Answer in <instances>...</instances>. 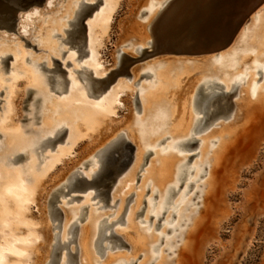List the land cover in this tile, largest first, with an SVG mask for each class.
<instances>
[{
	"label": "rangeland",
	"instance_id": "1",
	"mask_svg": "<svg viewBox=\"0 0 264 264\" xmlns=\"http://www.w3.org/2000/svg\"><path fill=\"white\" fill-rule=\"evenodd\" d=\"M69 1L70 0H53V2L50 5H48L46 1L42 6H33L28 10L21 12V18H22L26 14H30V13L33 14L34 11H38L37 14H34L33 21L28 24L30 28H28L27 34L22 33L21 24H23V22L21 19L17 24V31L16 30L9 31L5 28H0V50L2 49V47H4V49H2L6 53V56L4 55L5 53L3 54L4 59L5 57H7V55H10V58H8L9 66L5 67V65L1 63V59H0V80H1L0 82L2 87V88L0 87L1 88L0 117L4 114L5 109L7 108V104H8L7 102L9 100L8 90L12 82L11 78L16 74L17 77L16 79L19 80L18 88L20 87L19 90L22 88L21 89L22 91L20 90L21 92L18 93L17 100L15 102L17 107L16 109L17 113L15 114V116H13V119L11 120H14V122H18L17 124L20 125L19 126L20 131H23L22 133L26 135H30V137H35L36 134L32 131L26 132V129L28 127H31L34 130H40L43 127V124L45 122L44 120L46 119L47 114L51 115V116L48 115L50 116L49 120L53 121V123H56V119L58 118L59 116L58 113L60 111L59 109L60 106H58L59 103L61 102L63 103L64 101H66L64 103L65 106H67V108L74 107L73 108L74 110V109H79L80 107H89V106L90 108L91 107L95 108V105L97 103L103 101V103L100 104L101 107L99 108H103V107L105 108V104L109 103L106 96L108 94L114 93V91L118 88V86L121 87L122 84V91H121L122 98L120 101L123 105L121 106L118 105V108L115 109L117 113L114 110L113 111L115 113L113 111H108V112L106 111L107 114L110 115L108 117H111V119H109V121L107 122L110 125H119V126L121 125V126L120 128H118L119 130L116 129L117 127L115 126H110L107 129H105L104 132H101L94 138L90 136L89 138L93 140L92 143H89V141H87L86 138H84L83 140L85 142L78 144V146L75 149V152H73L72 155H68L69 153L68 152L66 156L69 157L65 156L64 158L66 159H63L62 161L59 162L62 165L58 167L57 170L48 177L47 179L48 182L46 183L44 189L41 192V194L42 195L44 194L45 197H48V195L50 196L49 192H51L52 189L55 188V186L59 187L62 184H64L67 177L74 170L79 169L81 171L86 172L87 174H91V171L95 170L96 167L88 163L91 160L98 159V155H97L98 150H100L112 139H115L117 135L120 132H122V130L127 133L133 145L135 146V149H137L136 144L132 140L133 137L130 136L131 135L130 131L132 130V127L134 130L138 129L137 127H134V125L136 126L138 119L143 118L144 116H146V114H148V112L145 111V103L143 99L145 95V90L147 92L149 87H152L155 85V83H157L155 81L157 80L156 77L157 67L167 64L166 63L167 60L168 61L170 60V62L172 60L171 67L175 66V68L184 65L186 66V64L188 66L201 64L203 67L204 62L202 61L204 60L205 63H208L205 66L206 68H209V71L212 69L211 66L214 68H218V72H217L219 74L217 75L218 77L216 75L213 76V74H210L211 72L209 71L208 74L207 71H203L202 73L192 77L193 78L192 81L194 80L196 81L198 80V78H200L201 80L200 81L198 80L194 83L190 81V86L186 88V92H188L187 97L190 96L189 99L191 98V95H193L192 97H194L195 95L194 92L197 91L196 88H198V86L201 84V82L204 79H213L215 76H216L214 78L215 80L222 82L225 85L229 84L230 82L233 84L234 81V86L235 87L237 86V88L232 87V89L229 90L230 94L226 96H219L217 97V99L216 98L214 99L216 102L213 100L209 104L207 111L208 110L213 111L218 106H219L218 109L219 108L221 109L225 103L227 104L228 107L224 111H221L222 113H220L218 117H213L210 120H208L206 125L203 127V130L195 134V137L199 138L200 142L194 144L190 148V151H187L183 146H180L177 149L178 153L176 154H178L177 158L179 159H182L185 156L194 155L191 159L192 161L187 166L188 175L185 179V184L190 179H194L196 176L200 177V175L202 174V177L197 181V183L193 184L192 186L193 189L191 193H189L188 195L190 198V203H189L190 206L184 209L183 212V217L185 218L184 222H183L184 218L180 219L181 221L180 220L178 221V216L173 218V220L171 221L173 217V212H175V214L177 213L176 215H178L181 209L180 206L182 204L181 202L183 201H181L178 204L179 207L177 206L174 207L181 195L182 192L181 189L179 192L176 193V195H174V197L172 198V202L168 204L169 208L167 209V213L165 214L164 217V219L166 220L165 221L164 219L162 220L161 225L159 226L160 228L156 227L157 218L156 217L152 218L153 213L149 211L150 208L152 207L151 202H153L154 205H156V203L159 201L158 199L159 196L157 198L155 197V191L153 190V185L149 187L147 183V185L144 186L145 187L143 191L144 197L142 202L138 206L135 205V203L133 204L134 199L131 200L132 199L131 198L129 200L127 197L124 206L120 207L119 205L120 195L125 193L127 196L129 193L131 194L132 192L137 193L138 192L137 190H139V186L143 184L141 179L143 180L142 177H144L147 171V170L145 172L141 171L139 174H137L135 179L131 182L132 185L130 186V188L127 191H125L127 187H123L125 180L124 178L125 176L128 175L129 170L132 168L135 162L133 161V163H131V165H129L119 175H117L115 181H113L109 185L108 190L111 191L113 198L111 197L110 199H108L107 204L102 209H99V206L103 205L104 201H100L99 204L96 203L99 200V197L94 199H89L90 198L89 196H91V192H96L95 185L84 182L85 185L83 186L82 189L73 191L70 194L74 196H82L81 199L68 201V199L71 196L60 195L58 199L52 200L49 203L52 204L53 202L56 201L57 205L61 208V214L59 213L58 217L55 219L50 217V215L48 214V209H49V205L47 201L48 198H45L43 196L42 197L44 198V200L43 199L33 200L34 202L32 201V203H34V206L30 208L31 214H35L37 215V217L41 219L43 218L41 222L29 224L27 227L23 225L26 223L17 224L18 222H16L15 223L16 225L12 224L11 226L10 224L9 227L5 228L4 222L7 220L5 218L2 219L4 215H2L0 212V241L2 240L5 241L6 238L12 241V242L10 241V243L7 242V245H1L0 243V248H4L5 250H8L10 248L8 244L12 243V245L16 244L15 246L17 247H15V249L19 251L18 249L20 248L21 245H23L24 238L17 232L21 230H28L29 226H34L38 230L44 231L42 237L43 241L40 243L50 251V254L47 257V259L44 260V264H46L51 259L53 244L56 243V233L59 234V239L62 242L65 241L69 242L70 238L73 237V235L69 231L68 233H65L63 235L62 227L66 220V214L69 208H76V211H78L77 217L80 218L77 221L79 227L75 234V241H72L69 244V246H61L58 249V254L56 256L58 264H61L62 255L65 253L67 254V252L70 249L72 250L73 253H76V255L75 256L68 255L67 257L68 258L70 257V260H72L74 264L84 263L82 258L81 245H80V230L85 225V223H88L90 221L91 218H95V216L98 215L102 216L104 214H105L104 216L102 217L100 216V219L106 217L105 223H115L112 225L111 228L108 229L107 232L110 234L111 231H115L116 233L121 235L122 240L116 238L115 236L110 237L109 239H105L103 241L104 245H108L110 243L116 245L112 246L113 248L109 247L105 249L103 253H99L96 247L92 245V248L94 247L93 248L94 250L91 251L94 254L92 256L90 255L91 259L93 258L92 264H95L96 262L97 264H139L141 263V261H144L145 259H147L145 260V262H147L146 264H164L161 260L162 256L165 257L166 259L165 261H167L168 263L171 260H174L176 262L177 260L176 255L180 253H181L180 255L182 256V260L180 261V264H264V107L258 108L255 107V105H253L252 108L250 109V112H248V114H247L248 110L246 108L241 109L240 111L236 110L237 105H239L240 103L242 104L253 103L252 101L255 99L254 97L255 93H253L254 90L255 92L256 91L259 92L257 88H259L260 85L264 82V28H262L264 27V0H262L255 7V9L251 11L248 17L240 25V28L235 35L236 43L234 42L232 45L228 47H223L220 49L210 50L206 52L202 51V52H194V53L191 52L190 53L188 52L159 53L154 55H149L147 52H145L146 54L144 53V55H141L139 51H136L134 46L139 45L142 42V40H140L141 38L138 35V33L137 34L134 32L130 33L129 29L133 27L135 28L138 27L137 29L135 28L134 29L144 31L148 39L144 48H148L147 51H152V48L150 47L149 44V41L153 39V34L151 32V25L155 22V19L158 16L159 5L166 0H117L118 4L117 2L116 4H112L113 5L112 12L114 11V14L108 35L107 32L103 31L105 30V28L102 29L97 26V25H101L103 21L102 20L103 16L101 17V15H104L103 11L106 10V7L104 8L105 10H103L102 12L100 10L103 6H106L104 5L106 4L105 3L106 0H86L87 3H98L97 6L91 8L90 12L83 17L88 25L87 26L88 38L86 39V37H84L86 34L85 33L83 34V39L86 42L88 40L91 41V45L89 44L88 46L86 44L84 49L89 50V52L83 55L81 59L77 61L75 60L70 61L71 64L67 65L66 60H68L67 58L70 53L74 52L76 56L79 55L77 49L70 48L69 43L62 42V38L68 37V32L65 29L70 27L68 21L72 17H74L75 13L73 12L75 11L74 9H76L75 3L78 2V0H72V3L69 7L70 10H67L65 9L66 8L65 6ZM200 1L201 0H186V1L182 0L176 9L178 15H180L179 21L177 23L183 24L185 18L188 19V22L190 21L191 23H193L192 21L197 20L198 17L200 18L201 16L200 14L193 16V13H191L192 8L196 6L194 4H198V2ZM190 4L194 6L192 5L190 6ZM152 8L156 9L154 13L151 12V10H153ZM99 15L101 19L98 18ZM183 16H185V18L183 21H181ZM89 21H91L92 23L89 24ZM57 24L59 25L57 26ZM92 25H95V27L92 28L93 32H90V27ZM191 25L192 27L193 26L195 27V25L193 24ZM55 33H58L61 36H58ZM259 33L261 35H259ZM22 35L33 45H36L37 49L30 45H27L26 41L22 38ZM124 35L127 36V38ZM178 35H180L181 38L186 39L184 37L185 35H191V26H187L184 24L183 27H181V29L179 30ZM246 35H250V36L247 37ZM237 36L240 37L237 38ZM7 45L9 48L7 47ZM20 47H22V52H24L26 59L24 58V60L22 61L23 64L21 63L20 69H17V71H15L14 70L15 54H17L18 56L20 55V50H21ZM91 47L93 49L95 48V50L98 51L99 54L96 52L94 53L95 55H91L90 53L92 52ZM12 48L14 49L15 52L13 51ZM120 51L124 52L126 55L122 58V62L123 61L128 62V67H127L128 73L124 72L121 73L120 75L119 74L116 75L115 77H114V73H112L107 77L106 80H104V82L108 80H110L111 82L104 87H101L100 82L93 80L90 76L88 79L85 80V82L87 81L93 82L95 88L98 90L99 93L97 96H92V97L89 96V94L87 93V89L83 87L84 86L83 81H81L80 79H76V82L82 87L77 89L72 87V83L74 81L70 73L74 75V77L78 75V72H76L73 69L75 68L81 69L80 67L81 65H87L93 71H95V69L93 68H97V66H101L105 70H107V72L109 71L108 73H110L114 69L117 72L118 66L116 65V63L119 62L117 56ZM52 56L55 57L56 59H59L63 63L65 69L68 71V73L60 72V77L71 79V81L67 82L66 86L59 85L58 88L61 90V92H56L55 90L51 89V83L47 82L49 72L47 70H41L39 67H37V64L45 63V61L49 59L50 62L52 61L50 63L51 65H48L46 63L45 64L46 67L53 68L56 65H58L52 60L51 58ZM127 56L134 58V60H130L129 58H127ZM231 56L232 57L236 56L235 58L233 57L235 60H232L233 58ZM222 60L224 62L228 60V62H225V67H226L225 69L223 68L224 66L222 68L218 67V63L221 62ZM229 60H231L232 67L230 66ZM182 62H184L183 65H181ZM148 70L152 71L154 75L142 77L143 76L142 74ZM251 71H253V73ZM172 72L173 71H171V75L173 74ZM193 72L190 73L189 75L193 74ZM249 72H251L252 74ZM234 75L235 77H233ZM96 76L102 78V76H99L97 74ZM228 76H231V78L234 80L232 81L231 79L229 80ZM26 80L30 81V83L27 82ZM250 81L252 82V84ZM250 84L251 86H249ZM28 86L34 89L35 92L32 95L33 98L29 102L25 103L24 100L29 95V91L26 90V87ZM123 88L125 90H123ZM40 89H42L43 92H46L48 96L41 97L39 102L36 105H33L34 99L36 96L39 95L38 91ZM214 89H216L215 91H220V92L228 91L225 89V87L221 88L220 86L219 87L216 86ZM139 91L141 94V100L139 98L140 102L136 104L134 103L133 99L136 97L137 94L140 97ZM49 95L51 97H49ZM204 96L203 98H206L207 95L205 97ZM48 101L49 103H51L49 106H48L49 103H47ZM26 104H28L29 108L24 107ZM46 105L48 107V110H46L47 109ZM77 105H79V107H77ZM33 107H37L36 117L30 120H24L25 116L27 117L33 116V111L30 110ZM49 107H51L52 110L54 109L53 107H55L56 110L51 111ZM193 107H194L193 104L192 106L190 105L189 107V109L192 108L189 110L192 116V123L190 125L191 128L189 126L190 129L189 133L187 134L185 132L184 134L187 135L184 136L183 138H189L193 136V130L196 127L195 119L197 117L203 116V113L197 112ZM50 111L53 114H51ZM111 113H114V115H111ZM130 121L133 123H131ZM234 122H241V124L243 123V126L236 139L227 147L225 153L223 154L222 158L217 164L215 169L214 184L211 190L206 195L207 198H205L206 200L205 201L203 200L204 186L202 185V183L206 179V176L209 172V168L211 165L209 159L211 158L212 150L217 146V144L221 140V137L219 136V132L221 131V129L226 124H230ZM71 126L72 125L68 123L63 124L62 128L63 129L67 128L65 134L62 136V138H60L57 142H55L54 145L47 146L41 155L36 154L35 152L34 153L25 152L24 153L25 156H23L16 163L10 160L14 158L16 155H18V152L20 151L11 152L8 150L9 152H7L8 149L7 141H6L7 139H5L4 133L0 131V133L2 134V137H0V142H2L1 150L2 151L6 150L3 152L0 150L1 152L0 176L3 177V179L0 180V189L6 187L9 183L18 184L20 182V181L14 182L12 180L13 179L12 176L13 175L16 176L17 174L16 171H18V173L21 175V179L28 188L31 182L30 179L31 176L28 175L29 174L28 172H30L29 165L32 160L31 157L32 156L34 157L35 168L37 172L38 171L40 172V170H42V167H44L47 164L48 160L50 159L49 155L56 153L59 148H63L64 146L67 145V141L68 142L70 141L69 134H70ZM184 131L188 132V130H184ZM173 133L174 132L165 131L160 135L154 136L153 137L154 139L152 138L153 139L152 141H154L155 143H152V147L155 146V148L156 149L158 148V150L159 149L161 150V148H165L166 145H169L170 142H173L172 138H168L164 143H162L159 146H157V142L163 139L164 137L174 135ZM105 137H107V139L109 140L106 139L107 140L106 143L102 142L103 145L101 146L100 144L101 147L97 145L95 146L97 147L95 150L94 149L90 151L87 150L92 146V144L95 145L97 142H99ZM204 138L208 141H211L209 142L210 146L208 145V149L209 148L211 149L208 150L205 157L202 156V150H203L202 144L204 143L205 140ZM3 140H5L6 143H3L5 142ZM88 143L89 145H87ZM3 144L4 145L6 144V146L3 147ZM144 149H143V153H145ZM165 150L168 151L169 149L166 147ZM209 154L210 157L207 156ZM46 155H48V157H46ZM154 156L156 155H153L151 159H153ZM201 157H203V161H201L202 160ZM148 158L149 156L147 157V159ZM143 159H144V155L142 157L141 162L143 161ZM192 166H195L194 170H192L193 169ZM198 169L201 171V174L200 173L196 174ZM192 171H194V173L190 174V172ZM174 172H175L174 174L175 176H173L172 178L173 184L176 183L175 181L176 179H174V177H176V169L174 170ZM57 180H61L59 181L60 183L57 182ZM7 181H11V182H7ZM197 184H201V187L199 189L196 198L192 200L191 194H193V191H195ZM166 187L167 186H162V188H166ZM149 188L151 189L150 192H148ZM86 196L88 197V199ZM150 197H153V200L147 204L146 201H149ZM86 199L88 200V202L86 201ZM117 199L119 200L116 202ZM110 204H112L113 206L111 207ZM132 204L135 205L134 209L136 211V215H135L136 226L139 227L140 229L144 228L143 230L149 234L148 235L146 233V237H147L146 239L148 240L146 241L147 243L145 247L148 248H145L144 252H140L138 254H135L133 252L131 244L127 240V237L130 235V233L132 234L131 227L127 228L129 227V225H127L128 211H129V207ZM84 205H86L85 208L82 207ZM157 206L158 205H156L155 207ZM199 210L200 211L202 210L201 211L202 218L199 221V223L196 225V227L193 229L192 235L190 234L191 239L189 242V246L182 251L183 247H180V245L182 244L183 236L190 225V221L193 219L194 215ZM186 217H189L190 220H187ZM44 220H46L47 222L46 221L44 222ZM73 221H75L74 218ZM73 221H70L69 225H72ZM177 222H179L178 225L176 226L177 230L169 231L168 228L170 226H174ZM59 223H60V227L55 228L54 226L58 225ZM13 227H17L18 231L14 232L13 230L15 228ZM128 229L129 231H127ZM160 233H164L165 236L162 237ZM91 238H94V236H91ZM167 240H170L172 242L171 243L167 242ZM17 241H21V242L17 243ZM152 241H155L157 245L156 248L152 249V245L150 244ZM117 244H120V246H118ZM145 251H147V254L145 253ZM148 251H152V253L149 252L150 253L149 254ZM27 255L32 257L29 263L33 264L36 260L35 254L33 252H29ZM145 255L147 256L145 257ZM156 256L157 258L155 259ZM109 257H112L111 261ZM5 258L7 259V261H10L12 258H17V256H13L11 255L10 251L9 252L6 251ZM174 261L173 263L175 264Z\"/></svg>",
	"mask_w": 264,
	"mask_h": 264
},
{
	"label": "bare ground",
	"instance_id": "2",
	"mask_svg": "<svg viewBox=\"0 0 264 264\" xmlns=\"http://www.w3.org/2000/svg\"><path fill=\"white\" fill-rule=\"evenodd\" d=\"M46 1H47L48 5H50L53 2V0H46ZM181 1L182 0H166L159 5L158 16L156 17L155 22L151 25V32L153 34V39L151 41H149V44H150V47L152 48V51H147L148 48H144V46L146 45V43L148 41L147 35L145 34L144 31L135 30L138 27H136V28L133 27V28L129 29L130 33L131 32H134L136 34L138 33V35L141 38V39L140 38L139 39L142 40V42L139 45L134 46L136 51H139L141 53V55H144L145 52H147L149 55H154V54H159V53H187V52L188 53H190V52L194 53V52L210 51L209 50V44H212V43L217 44V43L225 40L231 34L230 29H232V27L236 24V22H238L240 20V15H241V13H243L244 9L247 8L248 6H250L251 4H253L256 0H201L200 2H198V4H194L196 6L190 4V6L191 5L194 6L191 10V13H193V16L200 14L201 15L200 18L198 17L197 20H194V21H192L193 23H191L190 21L188 22V19H186L185 16H183V18L181 19V21H183L185 18L183 24L177 23L179 21L180 15H178V12L176 9H177V7ZM116 2L118 4L117 0H109V1L106 0V2H105L106 4H104L106 6H103L100 10L102 12L103 10H105L104 8L106 7V10L103 11L104 15H101V17L103 16L102 17L103 21H102L101 25H97V26L99 28H102V29L105 28V30H103V31L107 32V35H108V32L110 31V26H111L113 14H114V11L112 12V6H113L112 4H116ZM71 3H72V0H70L66 4L65 9L70 10L69 7H70ZM86 3H87L86 0H78V2L75 3L76 9H74L75 11L73 12V13H75V15H74V17H72L68 21V23L70 24V27L65 29L68 32V37L62 38V42L63 43H69L70 48H75L79 52V55L78 56L75 55V57H73V58H70V56H68V58H67L68 60H66V62L73 61V60L77 61V60L81 59V57H83V55L86 54L85 49L83 48V50H82L81 43H80V40L82 38L80 35V28H81L80 27V19L82 18V16L84 14H86V11L89 9L86 6ZM155 10L156 9H153V10H151V12L154 13ZM37 12L38 11H34L33 14L32 13L26 14L22 18L20 16L19 20L21 19L23 22V24H21L23 34H27L28 28H30V26H28V24L33 21L34 14H37ZM99 14H101V13H99ZM101 17L99 15L98 18L101 19ZM19 20H18V22H19ZM184 24L187 26H191V35H185L184 37L186 39H183V38H181L180 35H178L179 30L181 29V27H183ZM191 24L195 25V27L194 26L192 27ZM58 25L59 24H57V26ZM93 27H95V25H92L90 27V32H93V29H92ZM2 28H5L9 31H15V30L17 31L16 27H15V29H9L6 27H2ZM262 28H264V27H262ZM106 30H108V31H106ZM55 34L58 36H61L58 33H55ZM255 34H257V33H255ZM259 35H261V34L259 33ZM246 36L249 37L250 35H246ZM23 37L24 36L22 35V38ZM125 37L127 38V36H125ZM234 37H233L234 40L232 39L233 41L231 40L232 42L230 41L231 43L229 42L230 44L228 43L229 45L227 44L224 47H228V46L232 45L236 41V37L235 38ZM238 37H240V36H237V38ZM87 38H88V35H87ZM123 39H125V38H123ZM89 44L91 45V41L88 40L87 45L89 46ZM7 47H8V45H7ZM20 48H21L20 55L18 56L17 54H15V64H14L15 65V68H14L15 71H17V69H20L22 61L24 60V58L26 59L24 52H22V47H20ZM2 49H4V47H2ZM2 49L0 50V59H1V63H3V65H4V55L6 56V53ZM144 49H146V50H144ZM196 49H198V50H196ZM91 50H92V52H90L91 55H93L96 52L98 53V51H96L95 48L94 49L92 48ZM13 51H14V49H13ZM124 56H126V55L122 51H120L118 56H117V58L119 59V62L116 63V65L118 66L117 72L114 69L110 73H108L109 71L107 72V70H105L103 67L97 66V68H93V69H95V71H93V74H95V76H96V74L99 76H102V77L105 76L107 79V77L109 75H111L112 73H114V77L116 75H118V74L120 75L121 73H124V72L128 73V70H127L128 62L127 61L122 62V58ZM51 58L54 61L55 57L52 56ZM127 58H129L130 60H134V58L129 57V56H127ZM234 58L232 60H235ZM29 59H30V57H29ZM223 60L218 63V67L222 68L224 66L223 68L225 69L226 68L225 62H228V60H226L225 62ZM46 61H45V63L37 64V67H39L41 70H47L49 72L47 82L51 83V89L55 90L53 88H58L59 85H61L60 81L62 78L60 77V71H59L57 65L53 68L48 67L47 69H45L44 65L46 63L48 65H51L50 63L52 62V61L50 62V59L46 60ZM243 61H241V62H243ZM202 62H204V64ZM202 62L201 63L204 65L203 67L201 64H195L193 66H191V65L188 66L186 64V66L184 65V66H180V67L175 68V66L171 67L172 60H171V62H170V60L169 61L167 60V62H166L167 64L163 65L161 68L156 70L157 71L156 77L158 79V82L155 80L157 83H155L154 86L149 87L147 92L145 90V95L143 97L144 103H145V111L148 112V114H146V116H149V115L154 116L158 112L160 114L161 110L163 112H165L164 114H166V110H167L168 118H169V124L167 122H165V123H167L166 125H169L168 131L174 132L173 133L174 135L170 136L172 138L173 142H170V144L168 146H166L169 149L168 151L167 150L162 151L160 149L158 150V148L156 149L154 146V150L156 149V154H155L156 156H154V158L151 159V163L148 166V169H147L144 177H142L143 180L141 179L143 184L139 186L140 191L137 190L138 192L136 193V196H135L134 201H133V204L135 203V205H137V206L142 202L143 197H144V193H143L144 188H145L144 186H146L147 183H149L151 181L152 185H153V190L155 191V194L158 193V195H159V198H158L159 201L157 202L158 204L156 203V205H158V206L155 207L156 205H154V203L151 202L153 200V197H150L149 201H147V204L149 202L152 203V207L150 206L151 208L149 211L153 213L152 218L153 217L157 218L156 227H159L161 225V222L164 219L165 214L167 213V209L169 208L168 204L170 203L168 200H169L170 196L174 192H176V193L179 192L180 189L182 192H181V195L178 199V202L175 204L174 207H176V206L179 207L178 204L181 201H183V202H181L182 203L180 206L181 209H180L178 215H176L177 213L175 214V212H173V217H172L171 221L173 220V218H175L177 216H178V221L180 219L184 218L183 217L184 209L190 206V204H189L190 198L188 195H189V193H191V191L193 189L192 188L193 184H196L197 181L202 177L201 171L198 169L196 174L200 173L201 174L200 177L196 176L194 179H190L185 184V179L188 175L187 166L192 161L191 159L194 155H189V156H185V157L182 156L184 158L179 159V158H177L178 154H176V153H178L177 149L180 146H183V147H185V149L187 151H190V148L194 144H196L195 143L196 137L192 138V136H191L189 138H183L184 136H186L189 133V130H190L189 126L192 123V116H191L190 111H189L190 109H192V108L189 109L190 105L192 106V104H193V106H194L193 108L197 112L203 113V116L197 117L195 119V126L196 127L194 128V130L203 129V127L206 125L208 120L213 118L216 115V113H221V111H219L220 108L218 109L219 104L217 105L218 106L217 108L214 107L215 110H213V111L208 110L207 111L209 104L215 98L217 99V97L223 96V95H220L222 93V91L219 92V91H215L216 89H214L215 88V85H214L215 79L214 78L217 75H219L217 73L218 68H214L211 66L212 69L210 68L211 70L209 71V68H206V66H205L208 63H205V60ZM229 62H230V66H231L232 65L231 60H229ZM183 63L184 62H182L181 65H183ZM186 63H187V61H186ZM195 63H197V62H195ZM226 64H228V63H226ZM85 66H87V65H85ZM230 66H229V69H230ZM80 67L82 69V65ZM200 67H202V68H200ZM75 69H73V70H75ZM171 71H173L172 75H171ZM203 71H207V74L209 71V72H211L210 74H213V76L216 75L213 79H204L201 82V83H203L204 81H207L206 89L204 88L205 89L204 90L205 96L206 95L207 96H206V98H202L201 94L200 93L198 94V90L200 87V85H199L198 88L194 87L197 89V91L194 92L195 93L194 97H192L193 95H191V98L189 99L190 96L187 97L188 92H186V88H188V86H190V81L193 83L198 81V80L200 81L201 80L200 78H198V80H196V81L195 80L192 81V79H193L192 77L202 73ZM146 72H149V70ZM192 72H193V74L189 75ZM221 72H222V70H221ZM251 72L253 73V71H251ZM251 72H249V73H251ZM143 74H145V73H143ZM231 74H232V72H231ZM231 74H229V75H231ZM70 75H71V77H73V81H74L73 83L71 82L72 87L75 89L81 88L82 86L76 82V79H80L82 81V77H83L82 75L83 74L78 72V75H76L75 77L71 73H70ZM29 76H27V77H29ZM204 76H205V74H204ZM223 77H224V75H223ZM233 77H235V75ZM249 77H248V79H249ZM16 78H17L16 74L14 76H12V78H11L12 82H11V84L9 86V90H8L9 100L7 102L8 103L7 108L5 109L4 114L0 117V131L4 133L5 139H7L6 140L7 141V147H8L7 152H9V151H11V152L20 151V152H18V154L19 153H25V152H30V153L35 152L36 154H38L37 151L34 150L35 149L34 147H38V148L40 147L39 148V150H40L43 147L46 148L47 146H50L51 145V143L49 142L50 138L55 140V142H57L61 138V135L63 133V128H62L63 124L68 123V124L72 125L71 129L69 128L70 129V134H69L70 135V138H69L70 144L67 141L66 146H64L63 148H59L56 153L49 155L50 159L48 160L47 164L44 167H42V170H40V172L39 171L37 172V170L35 168L34 157L33 156L31 157L32 160H31L30 165H29V169H30L29 171L30 172H28L29 173L28 175L31 176V178H30L31 182H30L29 187H28V192L29 193L34 192V194L31 195V203L25 205V207L27 208V211L22 213V222L17 223V224L26 223L27 225H29V224L41 222V220L43 219V218L41 219V218L37 217V215H35V214H31L30 208L34 206V203H32L33 200H39V199L44 200L43 197H45V195L44 194L42 195L41 192L44 189V186L46 185V183L48 182L47 180H44V174L48 173V172L51 173L50 171L56 167L57 163H59L60 161L63 160V158L67 155L68 152H69L68 155H72V153L75 152V149L78 146L79 142H81L84 138L88 139L89 143H92L93 140L91 138H89L90 136L94 138L95 136H97L101 132H104V130L110 126H115V127H117L116 129L120 128L121 125L120 126L119 125H110L107 122V121H109V119H111V117H108L110 115H108L107 112L114 110L117 113V111L115 109L118 108V105H120V106L123 105L120 101L122 98L121 97L122 96L121 95L122 84H121V87L118 86V88L114 91V93L108 94L106 96L109 103L105 104V108L103 107V108L97 109V107H95V108L91 107L90 108V106H89V107H80L79 109L73 110L74 107L73 108L72 107L67 108V106H65L64 103L66 101H64L63 103L61 102L59 104L57 103L58 106H60L59 107L60 111L58 113L59 116L56 119V123H53V121L49 120L51 115L47 114L48 111H47V113L45 112L47 115H46V119L44 120L45 122L43 124V127L40 129V132H36L37 135H35V137H30V135H26V134L22 133L23 131H20V129H19L20 125L17 124L18 122H14V120H11V119H13V116H15V114L17 113V111H16L17 107H16L15 102L17 100L18 93H20L22 91L21 90L22 88L20 89L21 91L19 90L20 87L18 88L19 80H17ZM225 78H227V77H225ZM228 79L229 80L231 79V81L234 80L231 78V76H228ZM28 80H30V79H28ZM252 80H253V78H252ZM27 82L30 83V81H27ZM83 83H84L83 87H85L87 89V93L89 94V96H91L90 93L93 92L95 85L91 81L85 82V80H84ZM230 83L225 85V89L228 90L227 92H230L229 90H231L232 87L237 88V86L236 87L234 86V81H233V84L232 83L230 84ZM251 84H252V82H251ZM251 84L249 86H251ZM0 87H1V82H0ZM217 87H219V86H217ZM192 89H193V87H192ZM257 89L259 90V92L258 91L255 92V94H254L255 99L252 101L253 103H249V104L240 103L239 105H237L236 110L240 111L241 109L246 108L248 110L247 111V114H248V112H250V109L252 108L253 105H255V107H258V108L264 107V82ZM123 90H125V89L123 88ZM40 91H41V93H43L44 96H48L46 94V92H43L42 89H40ZM49 97H51V96L49 95ZM6 99H8V98H6ZM133 100L135 101L136 99L134 98ZM58 102H59V100H58ZM47 103H49V101ZM50 104L51 103H49L48 106ZM55 107H56V105H55ZM55 107H53L54 108L53 110L51 107H49V108L51 111H55L56 110ZM77 107H79V105H77ZM46 108L45 109L48 110L47 105H46ZM104 109H107V112ZM51 111H50V113H51ZM222 111H224V110H222ZM51 114H53V113H51ZM55 114H56V112H55ZM162 114L163 113H161V115ZM48 115H50V116H48ZM146 116H144L143 119ZM10 117H12V118H10ZM150 118L151 117H149V120H150ZM130 119H132V118H130ZM140 119H142V118H140ZM143 119L140 120V122L137 121L136 126L134 125V127L138 128V126L139 127H140V125L142 126L143 123L149 124V120L148 121L146 120L147 122H143V121H145V119L144 120ZM158 120H160V119H158ZM162 120H160V124H161ZM151 121H152V119H151ZM154 121L156 122V118ZM166 121H168V120H166ZM158 122H156V123H158ZM131 123H133V122H131ZM150 123H152V122H150ZM163 123H164V120H163ZM160 124L158 123V125L156 127H161ZM164 126L165 125H163L162 128H164ZM242 126H243V123L241 124V122H234V123L226 124L221 129V131L219 132V136L221 137V140L219 141L217 146L212 150V155H211V158L209 159V161L211 162L209 172L206 176V179L202 183V185L204 186V188H203V200H205V198H207L206 195L208 194V192L213 187L215 169H216L217 164L219 163L220 159L222 158L223 154L225 153L227 147L238 136ZM148 127L149 126L144 127L145 129H147V131L149 129L148 132L153 130L152 127H150V128H148ZM144 128H142V129H144ZM166 128H164V129H166ZM190 128H191V126H190ZM161 130H158L160 132V134L164 133V132H161ZM184 130H188V132L184 131ZM194 130H193V133H194ZM153 131H155V130H153ZM130 132H131L130 136L133 137L132 140L136 144L137 149H135L136 150L135 159L133 158L135 162H134L132 168L129 170L128 175L125 176V178H124L125 180H124V184H123L124 186L123 187H127V189L125 191H127L130 188V186L132 185L131 182L135 179V177L137 175L136 172L138 169V165L141 162L142 157L144 155L143 149L145 148V145H146L145 143L148 141L147 138H149V141H148L149 143H151V144L155 143L154 141H152L154 139L153 138L154 136H149L150 134L146 136V134L144 133L145 136L147 137V138L144 137L145 139H147L145 142L144 138H142L141 135L139 134L138 129L134 130L132 127V130ZM185 132L187 133L186 135L184 134ZM38 133H40V134H38ZM155 135L157 136L158 132ZM139 136H140V138H139ZM142 136H144V135H142ZM123 137L129 138L127 133L122 130V132H120L115 139H112L105 146H103L100 150H98V152H97L98 159L91 160V161L89 160L90 162L88 164L94 165V167H96V169L92 170L91 174H87L84 171H82V172H84L89 177L90 180L85 179L82 176L81 170L77 169V170H74L67 177L64 184H62L59 187L55 186V188H53L52 191L49 192L50 196L48 195V197H45V198H48L47 199L48 205H49L48 214L50 215V217H52L53 219L56 218L55 209L58 206L56 201L53 202L52 204H49L52 201L51 196L53 195V193H57L58 196H60V195L71 196L68 199V201L81 199L82 196L76 198L77 196L70 195V194L73 191H76L78 189H82L83 186L85 185L84 182L95 185V187H96V192H91V196H89L90 197L89 199H94V198L99 197V200L96 203L99 204L100 201H104V204L100 205L99 209H102L103 207H105V205L108 202V199H110L109 194H108V190H106V186L110 183V181L112 180L113 174L116 172V168L114 167V164L116 161L114 159L119 158L120 156H122V160L127 159L125 143H122ZM106 139H107V137L103 138L102 140L99 139L100 140L99 142H97L95 145L92 144V146L87 150L88 151L93 150V149L95 150L97 148L95 146H97V145H99V147H101L103 145L102 142L106 143V141L109 140V139H107V140ZM3 141H5V140H3ZM6 141L3 143H6ZM209 142H211V141H208L205 139L204 143L202 144L203 145L202 156H204V157H205L206 153L208 152V150L211 149V148L208 149V145L210 146ZM89 143L87 145H89ZM100 144H101V146H100ZM4 146H6V144L5 145L3 144V147ZM1 147H2V142H0V150H1ZM3 151H6V150H3ZM145 153H147V152H145ZM207 156L210 157V154ZM66 157H69V156H66ZM201 158H202L201 161H203V157H201ZM14 163H16V162H14ZM119 163H120V161H119ZM75 165H77V164H75ZM192 168H193L192 170H194L195 166H192ZM175 169H176V177H174V179H176L175 181L177 184L172 183V178H173V176H175L174 175ZM16 172H17L16 176L15 175L12 176L13 177L12 180L14 182L19 181L18 177L21 179V175L18 173V171H16ZM191 173L193 174L194 171L190 172V174ZM58 177H56V178H58ZM11 181H7V182H11ZM59 181H61V180H57V182H59ZM162 186H167V187L162 188ZM200 187H201V184H197L195 191H193V194H191L192 200H194V198H196ZM133 193L134 192H132V195H133ZM19 195L27 196V193L20 192ZM128 196H130V193L127 196L125 193L120 195V204H119L120 207L124 206V203H125L126 198ZM111 197L113 198L112 194H111ZM84 199H85V197H84ZM87 199H88V197H87ZM87 199H86V201L88 202ZM118 200L119 199H117L116 202ZM133 204L129 207L128 216H127V218H128L127 225H129V227H127V228L131 227V231H132V234L130 233V235L128 232L129 236L127 237V240L131 244L133 252L135 254H138L140 252H144L145 248H148V247H145L146 243H147L146 241L148 239H146L147 238L146 237L147 232L143 230L144 228L140 229L139 227L136 226V223H135L136 222V220H135L136 211L134 209L135 205H133ZM110 206H113V205L110 204ZM82 207L85 208L86 205H84ZM203 210H204V207H203ZM9 211L12 212L13 215L6 216L3 214V208L0 207V212L2 215H4V217L2 219L5 218L7 221H10L11 222L10 224L12 226V224H15L17 222L15 220V214H14L15 213V202L14 201L11 202V204L9 206ZM201 211L200 210L197 211L196 214L194 215L193 219L190 221V225H189L188 229L186 230V232L183 236V239H182V244H181L182 246L180 245V247H183V249L181 248L182 251L189 246V242L191 239L190 234L192 235L193 229L196 227V225L199 223V221L202 218V212ZM104 215H102V216H104ZM77 216H78V211H76V208H69V210L66 214V220H65L64 225L62 227L63 228V235L65 233H68V231L72 235L74 234L76 224H78L77 221L80 218V217L78 218ZM98 216H95V218H91L90 221L88 223H85V225L80 230V245H81V251H82V258H83V262H84L83 264H92L93 263V261H92L93 258L91 259V257H90V255L92 256L94 254L93 252H91L94 250L93 249L94 247L92 248V245H94L96 247V249L99 253H103V251L105 249L116 245V244H112V243H110L108 245L103 244L104 243L103 241L105 239H109L110 237H113V236H111V234L114 231H111L110 234L107 231L115 223H105L106 217H103L100 219L101 215L99 217ZM73 218L75 219V221H73ZM186 219L190 220L189 217H186ZM46 220H44V222ZM165 220L166 219H164V221ZM184 220H185V218L183 219V222H184ZM70 221H73L72 225H69ZM178 223L179 222H177L174 226H170L168 228L169 231L177 230L176 226L178 225ZM54 227L56 228V225ZM13 228H15L13 230L14 232L18 231L17 227H13ZM36 229L37 228L34 226H29L28 230H21V231L17 232L24 238V240H30L31 241L28 244L23 243V245H21L20 248L19 249L17 248V249L19 251L26 252L27 254L29 252H33L35 254V257H36V260L33 264H44V260L47 259V257L50 254V251L48 249H46L45 246H43L40 243L43 241L42 237H43L44 231L38 230V229L36 230ZM91 231L93 234L91 233ZM127 231H129V229ZM160 234L162 237L165 236L164 233H160ZM126 235H127V233H126ZM91 236H94V238H91ZM174 236H176V235H174ZM50 238H51V236H50ZM170 240H167V242L171 243L172 241H170ZM10 241L11 240L6 238L5 241L2 240V241H0V243H1V245H7V242L10 243ZM69 242H67V241L62 242L59 239V234L58 235L56 234V243L53 244L51 259L46 264H52L53 257H54V255H55V257L57 256L58 249L61 246H69V244L71 243V242L70 243ZM150 244L152 245V249L157 247L155 241H152ZM8 245L11 246L12 243L8 244ZM14 245H16V244H14ZM117 245L120 246V244H117ZM159 245H161V244H159ZM15 247H17V246H15ZM91 248H92V250H91ZM149 252L152 253V251H148V253ZM71 253H72V250L70 249L67 252V254L65 253L62 255L61 264H70V263L74 264V262L72 260H70V257L69 258L67 257L68 255L73 256ZM145 253L147 254V251H145ZM180 254L176 255L177 256V258H176L177 260L175 259L176 262L174 260H171L168 263L167 261H165L166 259L164 256L161 257V260L164 264H167V263L168 264H174L173 261L175 262V264H180V261L182 260V256ZM146 256L147 255H145V257ZM55 257H54V260L56 259ZM156 258H157V256L155 257V259ZM31 259H32V257L29 255H27L26 257H18L17 256V258H12L10 261H7V259L5 258V260L7 261V264H31V263H29L31 261ZM109 259L111 261L112 257H109ZM145 260H147V259H145ZM145 260L141 261V263H139V264H146L147 262H145ZM95 264H97V262Z\"/></svg>",
	"mask_w": 264,
	"mask_h": 264
},
{
	"label": "water",
	"instance_id": "3",
	"mask_svg": "<svg viewBox=\"0 0 264 264\" xmlns=\"http://www.w3.org/2000/svg\"><path fill=\"white\" fill-rule=\"evenodd\" d=\"M262 0H256L253 4H251L250 6H248L247 8L244 9L243 13H241L240 15V20L238 22H236V24L232 27L231 30V34L223 41L215 44H209V50H216V49H220L224 46H226L232 39L233 37L236 35L240 25L242 24V22L248 17V15L251 13V11L253 9H255V7L258 5L259 2H261ZM46 2V0H0V28L2 27H6L9 29H15V27L17 28V24H18V20L21 16V12H24L26 10H28L29 8L33 7V6H42L44 3ZM98 3H86V6L89 8L86 11V14H88L90 12V9L97 6ZM84 14L82 16V18L80 19V35H81V48L83 50V48L86 46L87 42L83 39V34H85L84 37L87 38V23L84 20V16L86 15ZM23 39L26 41L27 45H30L34 48L37 49L36 45H33L30 41H28L25 37H23ZM146 50V49H144ZM198 50V49H196ZM89 50H85V52L87 53ZM8 58H10V55H8L5 59H4V65L5 66H9L8 64ZM54 62L57 65L58 69L60 72L63 73H68V71L65 69V67L63 66V63L59 60V59H54ZM71 62L68 61L67 65H70ZM44 68L47 69L48 67H46L44 65ZM76 72L82 73L83 77H82V81L88 79L90 76L93 80L100 82L101 83V87L107 86L111 81L108 80L106 82H104V80H106V77H97L93 74V70L85 65H82V69H75ZM148 75V73L144 74L143 76ZM71 81L70 78H62L60 81V84L62 86H66L67 82ZM55 89L56 92H61V90L59 88H53ZM98 90L97 89H93V92L90 93L91 96H97ZM228 92H222L220 95L226 96L228 95ZM227 104L225 103L224 106L219 110H225L227 109ZM67 131V128L63 129V133L61 135L62 136L65 134V132ZM49 142L51 143V145L55 144V140L51 139L49 140ZM125 148H126V155H127V161H129L132 157V153H133V149L134 146L131 145V143L126 142L125 143ZM45 147L41 148L40 150L37 151V153L39 155H41L44 151ZM23 156H25L24 153H19L18 155H16L14 158L11 159L12 162H18ZM81 197V196H77L76 198ZM55 213H56V218L58 217V214H61V208L59 206H57V208L55 209ZM56 227H60V223L58 225H56ZM79 227V224H76L75 230H74V236L70 239V242L75 241V234L77 232V229ZM58 235V233H56ZM111 236H115L116 238H119L118 236L115 235L114 232H112ZM121 239V238H119ZM122 240V239H121ZM69 242V243H70ZM124 242V241H123ZM105 248V247H104ZM73 256L76 255V253H71Z\"/></svg>",
	"mask_w": 264,
	"mask_h": 264
},
{
	"label": "flooded vegetation",
	"instance_id": "4",
	"mask_svg": "<svg viewBox=\"0 0 264 264\" xmlns=\"http://www.w3.org/2000/svg\"><path fill=\"white\" fill-rule=\"evenodd\" d=\"M162 67V65L161 66H159V67H157V69H159V68H161ZM146 73H148V75H145V76H153L154 74H153V72L152 71H150L149 70V72H145V74ZM144 75V74H143ZM142 77H144V76H142ZM157 82H158V79L156 80ZM206 83H207V81H204L203 83H201L200 84V87H199V90H198V94L200 93L201 94V96H202V98H203V96L205 95V89H206ZM214 85H215V87L216 86H220L221 88H224L225 87V84H223L222 82H219V81H217V80H215L214 81ZM205 88V89H204ZM26 90H28L29 91V95L27 96V98L24 100V102L26 103V102H29L32 98H33V93L35 92V90L34 89H32L30 86H28L27 88H26ZM220 92V91H219ZM222 92H227V91H222ZM38 93H39V95L38 96H36L35 97V99H34V103H33V105H36L38 102H39V100L41 99V97H44V95H43V93H41V91L39 90L38 91ZM229 94H230V92H228ZM139 95H140V97L138 96V94L136 95V97H135V103L136 104H138L139 102H140V100H141V94H140V91H139ZM139 98H140V100H139ZM25 108H29L28 107V104H26L25 106H24ZM38 107V106H37ZM37 107H33V108H31L30 110L31 111H33V116L32 117H27V116H25V119L24 120H30V119H32V118H35L36 117V113H37ZM36 109V110H35ZM166 110V109H165ZM161 113H163L162 115H161ZM165 112H163L162 110L160 111V114H159V112L156 114V115H149V116H147V117H145L144 119H145V121H143V122H147L148 120H149V117H151L150 118V120H149V124H147V123H143V125L141 126L140 125V127L138 126V130H139V134L141 135V137L142 138H144V137H146L147 135H149V136H156L155 134H157V132H158V135H160V132L158 131V130H161V132H165L166 130L168 131V129H169V125H166L167 123L169 124V118H168V112H167V110H166V114H164ZM222 113V112H221ZM166 115V116H165ZM220 115V113H216V115L214 116V117H218ZM39 117V116H38ZM155 118H156V122H158L159 124H160V120H164V123H163V120L161 121V127H156L157 125H158V123H156L154 120H155ZM167 118V119H166ZM143 119V118H142ZM142 119H138V121L140 122V120H142ZM143 119V120H144ZM151 119H152V121H151ZM154 119V120H153ZM158 119H160V120H158ZM168 120V121H166V120ZM147 120V121H146ZM150 122H152V123H150ZM156 124H155V123ZM165 122H167V123H165ZM154 123V124H153ZM155 125V126H154ZM159 125V126H160ZM163 125H165L164 126V128H166V129H164V128H162L163 127ZM147 127V126H149L148 128H150V127H152V129L153 130H155V131H153V130H151L150 132H148L149 131V129H148V131H147V129H145L144 127ZM144 128V129H142V128ZM155 129H154V128ZM161 128V129H160ZM148 132H146V131ZM203 129H197V130H194V133H193V136H192V138H195V134L196 133H199L200 131H202ZM30 131H32V132H34L36 135H37V133L36 132H40V130H33L31 127H28L27 129H26V132H30ZM143 132V133H142ZM152 132V133H151ZM146 134V136H145V134ZM38 134H40V133H38ZM154 134V135H153ZM142 135H144V136H142ZM148 136V137H149ZM0 137H2V134L0 133ZM141 138V139H142ZM147 138V137H146ZM168 138H171L170 136H167V137H164L163 139H161L160 141H158L157 142V146H159V145H161L162 143H164ZM148 139V141H149V138H147ZM147 139H145L144 138V141L146 142V140ZM198 139V140H197ZM87 141H88V139H86ZM194 140V139H193ZM147 141V142H148ZM195 143H197V142H200V139L199 138H195ZM82 142H85L84 140H82L81 142H79V144L80 143H82ZM126 142H129V143H131V145H133V143H132V141L128 138V137H123V141H122V143H126ZM144 142V143H145ZM145 143L146 145H145V152H147V153H144V159H143V161L140 163V165H139V168H138V172H137V174H139L141 171H146L147 170V167L150 165V163H151V157L153 156V155H155L156 154V149L154 150V147H152V144L151 143ZM134 146V145H133ZM166 146H168V145H166ZM35 149L34 150H36V151H38L39 150V148L38 147H34ZM166 148V147H165ZM165 148H161V150L162 151H164L165 150ZM135 155H136V153H135V146H134V149H133V153H132V157H131V159L129 160V161H127L126 159L125 160H122V156H120L119 158H115L114 160L117 162H115V164H114V167L116 168V172L113 174V176H112V180L110 181V183L106 186V190H108V187H109V185L113 182V181H115V179H116V177H117V175H119L124 169H126L129 165H131V163H133V161H134V159H135ZM149 156V158L147 159V157ZM46 157H48V155H46ZM134 158V159H133ZM63 159H66V158H63ZM118 160V161H117ZM119 161H120V163H119ZM62 164L61 163H57V165H56V167L54 168V169H52L50 172L51 173H45L44 174V180H47L48 179V177L53 173V172H55L56 170H57V168L58 167H60ZM120 165V166H119ZM81 173H82V176L85 178V179H89V177L84 173V172H82L81 171ZM140 178H141V175H140ZM90 180V179H89ZM152 185V182L150 181L149 183H148V186L150 187ZM150 188H149V190H148V192H150ZM108 194H109V197L111 198V192H110V190H108ZM174 195H176V192H174L171 196H170V198H169V202H172V198L174 197ZM135 196H136V193L134 194L133 193V195H132V193L130 194V196H128V199L130 200L131 198V200H133L134 198H135ZM157 196H159L158 195V193H156L155 194V197H157ZM173 196V197H172ZM172 197V198H171ZM59 198V196H58V194L57 193H53V195L51 196V200H55V199H58ZM147 202V201H146ZM112 207V206H111ZM115 232V231H114ZM115 235L116 236H118L119 238H121L122 239V237H121V235H119L118 233H116L115 232ZM58 254V253H57ZM54 257H55V255H54ZM54 257H53V261H52V264L54 263V264H58L57 263V258L54 260ZM71 262V261H70ZM71 264V263H70Z\"/></svg>",
	"mask_w": 264,
	"mask_h": 264
},
{
	"label": "snow or ice",
	"instance_id": "5",
	"mask_svg": "<svg viewBox=\"0 0 264 264\" xmlns=\"http://www.w3.org/2000/svg\"><path fill=\"white\" fill-rule=\"evenodd\" d=\"M92 22L89 21V24H91ZM94 55V54H93ZM70 58L75 57V53H70L69 54ZM239 79V78H238ZM255 93V90H254ZM103 101L97 103L95 105V107L99 108L100 104H102ZM105 111H107V109H104ZM112 115H114V113H111ZM3 177L0 176V180H2ZM19 179V183H9L6 187H4L3 189H0V207L3 208V214L6 216H11L13 215L12 212L9 211V206L11 204V202H15V220L17 222H22V213L27 211V208L25 207V205L30 204L31 203V195L34 194L33 193H29L28 192V188L27 186L24 184L23 180ZM20 192H24L27 193V196H21L19 195ZM10 226V221H5L4 222V227L7 228ZM25 227H27V224H24ZM21 241H17V243H20ZM30 240H24L23 243L28 244L30 243ZM6 251H10L11 255L13 256H18V257H26L27 253L26 252H22V251H17L15 249V245L10 246V248L8 250H5L3 248H0V264H7V261L5 260V253Z\"/></svg>",
	"mask_w": 264,
	"mask_h": 264
}]
</instances>
